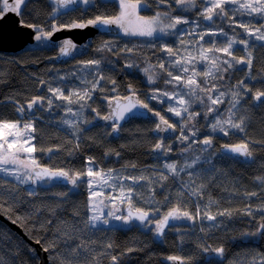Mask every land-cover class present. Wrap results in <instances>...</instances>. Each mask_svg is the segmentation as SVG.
Returning <instances> with one entry per match:
<instances>
[{"label":"trees","instance_id":"16d2710c","mask_svg":"<svg viewBox=\"0 0 264 264\" xmlns=\"http://www.w3.org/2000/svg\"><path fill=\"white\" fill-rule=\"evenodd\" d=\"M94 1L93 5L85 9L67 10L56 18L50 15L54 8L50 0H26V4L22 7V16L19 18L28 24H36L48 30L53 22L57 24L70 23L74 20L86 22L87 19L95 18L97 15L111 17L119 14L115 2ZM131 1L137 2V0ZM138 2L141 9H138L137 14L142 17H153L157 12L167 11L172 16L180 15L189 21L198 20L202 27L208 23L199 16L202 10L201 0H196L197 7L189 8L187 11L177 8L175 0H169L170 7L160 3V0H138ZM234 18L242 22L251 19L238 13ZM257 23L264 21L257 20ZM221 24L229 34L238 32L247 38L242 29L229 27L226 20L221 21L217 18L216 24L212 27ZM177 28L191 31L190 26L185 24L178 25ZM172 31L174 30L170 31L171 39L165 36L159 39H143L106 38L97 35L92 40L91 48L80 59L63 66L49 67L50 69L47 61L53 53L44 49L27 50L16 56L0 55V119L16 120L19 117L16 111L17 105L25 106L29 100L37 96L41 81H46L41 91L43 96H51L48 91L49 84L62 88L65 95L75 89L90 88V82L98 76L95 73L89 75L92 68L84 67L83 62L92 59L101 61L105 76L101 81L104 90L93 92V99H99L104 94L110 96V86L115 88L119 95L130 94V87L136 92L141 89V77L144 75L145 66H151L152 70L159 68L160 59L157 54H167L162 47H172V44H175L178 49L184 50L181 40H184L186 35L183 33L176 35ZM209 39L210 37L207 36L205 41ZM214 39L222 40L223 37ZM196 40L197 37L190 36L188 41ZM254 43L256 46L252 49L253 64L250 72L246 65H236L235 69L223 73L225 77L223 80L212 81L219 86L220 91L226 93L224 103L218 106L223 118L227 117V109L232 100L231 93L237 90L234 88L237 84L236 76L244 80L250 89L246 93L243 89H239L243 99L234 110L235 119L241 116L245 118V130L243 132L230 130L234 138L239 134L240 143L249 142L252 156L251 161L247 163H235L228 159L200 158L191 168H186L176 176L169 175L161 186L159 173L161 170L167 171L163 168L166 162L155 164L149 160L150 149L156 142L151 122L132 120L120 128L117 139H110L104 127L92 126L87 122L93 121L97 116L91 110L92 100L89 101L90 107L83 109L82 117H74L70 114L66 116L65 107L69 106L66 101L55 99L54 107L45 110L47 108L45 104L43 111L36 114L39 119L34 121L37 138L33 143L41 149L34 155L40 165L54 169L84 170L88 158L92 157L96 167L104 171L113 170L120 175L138 177L142 175L144 181L151 177L155 179L154 186L146 188L144 196L135 197V207L151 211L155 209L150 206L151 201L156 208H160V213L157 214L159 216L166 214L178 200L187 204L188 210L193 213L196 211V204L199 203L202 209L207 207L211 214L216 216L214 221H209L206 217L197 219L195 223L184 219L180 225L174 223L168 228L159 243L153 237L155 226L152 224L148 229L145 227L147 225L143 227L136 223L125 227L120 224L111 227H89L86 223L89 215L87 211L89 193L85 183L72 189L52 183L42 187L36 186L35 195L29 196L27 191L31 187L19 186L2 176H0V204L6 208L10 207L11 212L0 209V215L10 222L19 215L22 221L14 224L21 228L27 240L33 243L40 240L41 243L38 245L42 250L44 246L55 243V251L51 254L46 252L47 264H62V257L66 258L63 264H67L68 261L72 264H113L112 256L117 257L116 264H167L169 256L181 257L183 264H251L253 257L257 260L264 257V235H251L256 232L259 223L264 222L260 220L262 213L257 211L264 207V182H262L264 102H261L258 108H252L254 90L264 91V48L259 47L261 42ZM234 47L241 49L236 51L237 57L244 55L242 45L237 44ZM98 49L103 50L98 51ZM125 49L133 51L128 52ZM189 51H195L191 45ZM126 64H133L134 67H128L127 71L122 67ZM253 74L258 81L255 85L250 82L251 79H246V76L252 77ZM60 77L65 79L62 80ZM197 79L203 80L204 77L201 75ZM113 80L116 82L115 85L111 83ZM167 86H169L167 90L172 91V86ZM199 95L204 96L205 93ZM196 106L201 114L197 116L195 123L199 129L198 133L204 134L199 122L204 120L205 123L203 116L205 108L199 101ZM71 107L73 110H79L76 104ZM96 109L99 111L100 107L97 106ZM65 118L76 124L79 129L76 134H74L75 129L62 123ZM218 133L221 132L214 134L218 136ZM223 138L227 136L223 135ZM49 148L52 149L51 152L47 151ZM190 152L194 153V150L187 153ZM196 157L197 154L194 153L186 160L179 158L175 164L180 168L186 163L192 164ZM133 164L136 167H132ZM5 181L7 183H4ZM185 184L190 189L203 185L202 198L187 194L178 197V190L187 192L183 189ZM144 188L143 184L141 191ZM150 190L154 192L152 197L146 196ZM253 192L256 195H249ZM61 193L67 195L62 196ZM165 196H169L170 200L166 202ZM210 201L215 203L210 204ZM225 209L231 211V216L217 215L218 211ZM248 209L252 211V215L244 214ZM9 216L11 219L8 218ZM0 228L4 229V232L0 233V264L39 263L34 248L26 240L8 228L4 222L0 221ZM108 244L112 247H106ZM77 245L81 247L78 249V255H74L71 249ZM218 247L224 248L223 257L217 256L212 250ZM178 264L181 262L179 261Z\"/></svg>","mask_w":264,"mask_h":264},{"label":"snow or ice","instance_id":"6c2138e0","mask_svg":"<svg viewBox=\"0 0 264 264\" xmlns=\"http://www.w3.org/2000/svg\"><path fill=\"white\" fill-rule=\"evenodd\" d=\"M94 0H50V3L56 5L51 12L52 17L58 18L60 9H67L69 6L78 4L89 5ZM160 3L169 5V0H160ZM26 4V0H0V21L4 20V17L12 12L18 17L22 16V6ZM175 5L183 11H187L189 8L197 7L196 0H175ZM120 12L115 16H101L97 15L95 18H89L87 21L74 20L70 23L57 24L53 22L51 28L45 30L44 27L36 24H28L23 19L17 21L21 28H31L35 34L34 38L37 42L49 41L51 37L60 31H71L73 29H84L89 26H109L115 25L120 28L125 35L132 36H153L154 33H161L169 35L171 30H174L176 35L183 33L188 36H195L197 40L195 42L181 40V45L185 56L180 49H174L172 47L165 46L163 51L167 53L170 58L168 61H160L159 68L162 72H166L169 79H166L164 83L172 86V91L167 89H153L152 95L149 99L162 102L161 98L166 97L168 101L172 102L168 104L167 111L174 116L180 118V123L177 125L175 122H170L169 119L161 115L159 111H154L149 107L147 102L141 101L136 98L135 91L130 87L129 91L132 95L124 97L126 103H115L109 99L110 111L106 115H101L96 108H92L93 112H96L97 117L106 122H111L112 133H116L120 130L121 121H124L130 117L136 115H142L134 109H147L148 112H152L159 120L156 123L154 131L165 132L172 130L173 132L179 131L180 135L178 139L181 143L185 144L183 151H188L192 144L201 143L204 145L202 151L212 147L213 140L211 136H205L203 140L190 139L196 137L199 131L197 124L195 123L197 116L201 113L193 111L192 102L198 100L199 103L204 106L205 111L203 113L204 119L208 121L206 127H209L211 132H221L223 135L228 136L231 129H236L241 132L245 130V118L243 116L239 119H235L237 106L240 100L243 99L242 93L239 89H243L246 93L250 89L245 84L244 80H240L234 86L235 91H232V100L230 101V107L227 109V117L223 118L220 115L219 105L224 103L225 92L220 91L219 86L212 81L223 80L225 77L223 73L228 72L230 69H235L236 65H246L249 72L253 64L252 49L256 46L255 41L261 42L259 47L264 48V23H257V20L264 21V0H201V11L199 16L207 21V25L201 26L198 20L189 21L187 18L180 15L172 16L170 12H157V14L151 18H145L137 15L138 0L137 3H131L130 0H119ZM248 16L247 22L235 20V15ZM67 14V13H65ZM221 21H227L229 27L240 28L243 30V34H246L247 38H244L241 33L229 34L225 31L224 27L217 25L215 28L212 25L216 24V19ZM189 25L191 31L184 29H178V25ZM200 29V31H197ZM205 36H209L210 39L205 41ZM215 37H223L222 40L214 39ZM203 42V43H201ZM243 46L244 55L237 57L235 55L237 49L235 45ZM189 45L195 50L196 54L189 51ZM208 45V46H205ZM76 45L70 38H65L60 46V55L68 56L72 49H75ZM103 49H98L102 51ZM125 51L131 52L132 49H125ZM175 59H171V58ZM197 63L205 64V69L197 70ZM84 67L92 68V72L89 75L95 73L98 78H94L90 83V88H84L83 90L75 89L65 95L64 90L59 87H53L48 85V91L51 96L37 95L34 96L24 105H17L16 111L19 113V117L16 120L0 119V174L4 176L14 177L20 184L36 185L37 182L62 180L67 184L72 185L73 188L86 183L88 188V202L87 211L90 215L86 219V223L91 228H96L97 224L107 225L109 223L108 218L115 220H122L127 224L130 220H138L142 225L155 224V235L161 236L164 233L166 227L169 226L170 221H176L186 219L195 223L197 219L206 217L209 221H214L216 216L211 214L207 207L202 209L199 203L196 204V211L193 213L188 210L187 204H184L182 200H178L176 205L171 207L166 214L157 216L160 213V208L157 207L151 211L144 210L134 206L135 198V185L143 180L144 177L132 176V175H120L113 170L104 171L99 169L95 165L94 158L89 157L84 170L72 171L71 169L63 168H49L42 166L38 163L35 152L40 151L36 144L33 143L36 140L37 128L34 123L39 119L35 115L36 112L44 108L45 104L50 110L54 107L55 100L66 101L68 107H65L66 116L70 114L74 117H82L83 109L90 107L89 101L93 99L92 93L100 90L103 91L101 81L105 79L103 75V69L101 68V61L99 59H92L83 62ZM126 67H134L133 64H126ZM176 69L173 72L171 69ZM242 70V69H237ZM147 75L149 84L156 82V73L151 72L148 68L143 70ZM75 75V73H73ZM203 76V80H198L199 76ZM65 79V77H60ZM246 79H251L250 76H246ZM44 84L45 81H41ZM115 85V81H111ZM182 86V87H181ZM186 89V91H184ZM115 91V88H113ZM199 93H205L204 96H200ZM75 98V99H74ZM257 102H264V91H256L252 97ZM119 101V97L116 98ZM76 104L78 111L73 110L71 105ZM216 106V107H213ZM29 115L25 116V113ZM26 121V122H25ZM92 123L91 120L87 121ZM62 123L79 131L76 124L70 119H63ZM170 138V137H169ZM77 147L79 145L77 144ZM225 150L229 153H235L246 158L252 156V150L250 149L249 142H243L235 145H225ZM51 152L52 149H47ZM152 151L157 154V159L160 155H167L173 151L171 145H166L163 139L153 145ZM107 155V153H106ZM119 155V153H117ZM199 157L193 161L192 164H185L183 167L178 168L175 163H165L163 168L167 171L161 170L160 183L163 186V181H166L169 175L176 176L179 172L185 171L186 168H191L194 163L199 161ZM136 167V165H131ZM191 175V174H189ZM84 177H87L85 180ZM125 181H131V183H125ZM151 182V181H150ZM264 182V179H262ZM4 183H7L5 181ZM203 185L197 188L190 189L187 184L183 185L185 191L178 190L177 196L183 197L185 194L188 196H196L202 198L201 189ZM106 189H111V192H106ZM29 196L35 195L33 190H28ZM61 195H67V193H61ZM249 195H256L255 192ZM164 200L167 202L170 200L169 196H165ZM215 203L214 201H210ZM126 204L128 207L127 215H117L122 211L119 205ZM108 209L105 212V209ZM0 209L4 212H11L10 207H5L0 204ZM262 213L260 220L264 221V207L257 209ZM230 210L218 211L217 215L231 216ZM245 215H252L250 209L244 211ZM152 217H157L155 220ZM11 219V217H8ZM22 218L17 215L12 223L21 222ZM214 226V225H213ZM203 231V229H202ZM4 232L3 228H0V233ZM251 235H264V222L259 223L256 232ZM37 244L41 241L37 240ZM80 245L71 249L74 255H78V249ZM106 247H112L111 244ZM56 249L55 243L44 246L43 250L48 253L54 252ZM208 250L207 248L205 249ZM217 256L223 257L224 248L218 247L212 249ZM132 251V249H129ZM169 261H180L183 264L181 257L169 256ZM66 260L65 257L61 258L62 264ZM113 264H116L117 257L112 256ZM67 264H72L68 261ZM251 264H264V257H260L257 260L253 257Z\"/></svg>","mask_w":264,"mask_h":264},{"label":"flooded vegetation","instance_id":"af4514ba","mask_svg":"<svg viewBox=\"0 0 264 264\" xmlns=\"http://www.w3.org/2000/svg\"><path fill=\"white\" fill-rule=\"evenodd\" d=\"M95 2V1H94ZM94 2L92 4H89V5H84V4H80L78 8H74L72 6H69L67 9H60L59 10V14L64 12V11H67V10H73V9H85L91 5L94 4ZM54 5V4H53ZM56 7V5H54V8ZM188 31V30H187ZM174 33V31H172ZM166 38H169L171 39L172 37L169 35H164ZM163 36V37H164ZM121 37H125V38H139V37H136V36H132V35H125L123 33V31L118 28V34L117 35H114L113 37H106V38H121ZM189 37L188 35H186L185 37V41H188L189 40ZM152 39H159V38H152ZM46 41H42V42H37L36 41V44L35 46H33L32 48L29 47L27 50H36V49H44V50H47L49 52H52L53 54L49 57L47 63H48V68L49 67H53V66H63L65 65L66 63H69V62H72L74 61L75 59H80V57H82L88 50L90 47H88V49L84 52V53H81V50H80V47H79V50H75L74 51V58L73 60L71 61H67L65 63H63L62 65H54V64H50V62L52 61V59H54L57 55H58V52L60 50V47L58 48H55V49H48L50 48L49 46L47 47V45L45 44ZM160 46H162V44H159ZM164 48V47H162ZM161 48V49H162ZM172 48L174 49H178V47L175 45V44H172ZM182 53L187 56V53L184 52V50H181ZM158 55V58L160 59V61H167L169 60L170 58L168 57L167 54H162V53H159L157 54ZM171 59H175L174 57L171 58ZM122 67H125V69L128 71V67H126V65L122 66ZM145 68H148L151 72H154L156 73V82L154 84H149L148 83V80H147V75L145 74L144 72V75L143 77H141V89L137 90L135 93H136V98H138L139 100L141 101H144V102H147L149 104V107L152 108L154 111H159L161 113V115L165 116V118L169 119L170 122H175L177 125H179L180 121H177L175 119H173L170 115V112L167 111V102L162 100V102H158L157 100H152V99H149V97L152 95V92H153V89H167L169 86H167L164 81L166 79H169V77L167 76V73L166 72H162L160 68H155L154 70H152L151 66H145ZM144 68V69H145ZM50 69V68H49ZM173 72H176V69H171ZM240 81V78L236 76V83ZM254 85L256 84L257 81V78L255 76V74L252 75L251 77V81ZM46 83V81H45ZM44 84H41L39 83V89L37 91V95H41L43 91V88H44ZM252 85V84H251ZM182 87V86H181ZM184 91H186V89H184ZM240 91V90H239ZM254 92H256L254 90ZM253 92V93H254ZM110 96L108 94H104L103 97H100L99 99L97 98H94L92 99V103H91V107L92 108H96L97 106L100 107V110H99V113L102 115L103 112L104 114L103 115H106V112H107V106H106V102L109 100V99H113V98H116V97H120V98H124L126 97L127 95L129 94H123V95H119L117 94L116 91H113V88L112 86H110ZM132 94V93H130ZM112 95V96H111ZM253 100V106L252 108L253 109H256L258 108V106L261 104V102H257L255 101L254 99ZM26 107V105H25ZM44 108L40 109V111H43ZM105 111H104V110ZM40 111L36 112V114H38ZM101 111H103L101 113ZM198 112V111H197ZM92 113H96V112H93ZM29 115L27 112L25 113V116ZM99 117L95 116V119L93 120L95 122V120H98ZM93 121L91 123L92 126H101V127H104L106 130L105 131H108V136L110 139L111 138V132H112V129H111V126H103V125H99V124H93ZM144 121V120H143ZM148 122H151L153 124V135L156 139V142H160L161 139H163V142L166 144V145H171L172 146V149L173 151L169 152L167 155H160L161 157H159V159H157V154L154 153L151 150L150 152V161H153L155 164L157 163H164V162H167V163H177L179 161V158H182L183 160H186L187 158H190L189 157V151H193L194 150V153L196 154H200L202 156V158H209V159H212V158H218V159H228V160H231V161H234L235 163H238V162H242V163H247L249 161H251V157L247 160V161H241L240 159L238 158H233L229 155H226V154H222L220 149L222 147H224L225 145H235V144H239L240 141L238 140V137H239V134H236V138H234V136L232 135L233 133L230 132V134L227 136V138H223V134L222 133H218V136L214 133L211 132L210 128L209 127H206V125L208 124V121L205 120V123H204V120H201L199 122V126L200 128L204 131V134H197L196 137H192L190 139H199V140H203L205 138V136H211L212 137V140H213V144H212V147L207 149L206 151H202V149L204 148V145H202L201 143H195V144H192L191 147L189 148L188 151H183V149L185 148V144L181 143L180 140L178 139L180 133L179 131L177 130L176 132H173L170 136H160V134L156 131H154L155 129V125H156V122H153V121H150V120H147ZM207 122V123H206ZM119 137V135L114 138V139H117ZM170 137V138H169ZM229 139V140H227ZM217 140H219V142H217ZM194 153H192V155H194ZM38 161V160H37ZM39 163V162H38ZM86 180V178H84ZM56 184L52 181H45V182H38L37 183V186H46V185H49V184ZM58 186H61L59 184H56ZM85 185L87 186V184L85 183ZM36 187V186H34ZM64 187V186H62ZM65 188H69V187H65ZM73 188V187H72ZM71 188V189H72ZM88 189V188H87ZM124 206V205H123ZM1 216V215H0ZM153 220H155L156 218L152 217ZM2 222V221H1ZM174 223H176L175 221H173ZM136 223V222H134ZM173 223V224H174ZM122 224V223H121ZM131 224V222H130ZM138 226H145L146 224L142 225L140 222L136 223ZM155 229V227H154Z\"/></svg>","mask_w":264,"mask_h":264},{"label":"water","instance_id":"95a60500","mask_svg":"<svg viewBox=\"0 0 264 264\" xmlns=\"http://www.w3.org/2000/svg\"><path fill=\"white\" fill-rule=\"evenodd\" d=\"M80 4L78 5H74L72 7L74 8H78ZM20 20V18L15 15L12 12H9L5 17L3 21H0V55H4V56H16L17 54H21L25 51H27V49L29 47H33L36 44V40L34 38L35 34L33 33L31 28H21L19 26V24L17 23V21ZM118 34V27H116L115 25H109V26H96V27H92L89 26L87 28L84 29H73L71 31H60V32H56L49 41H46L45 44L47 45V47L49 46L50 48L48 49H55L58 48L62 45V42L65 38H70L72 40V42L76 45L75 49L71 50L70 55L68 56H61L60 55V50L58 52V55L52 59V61L50 62V64H54V65H62L63 63L67 62V61H71L74 58V51L75 50H81V53H84L88 47L92 46V40L94 38V36H104V37H113L114 35ZM132 94H129L127 96H130ZM126 96V97H127ZM137 97V96H136ZM117 98V97H116ZM116 98L111 99L113 104L119 102V103H126L127 101L124 100V98H120L119 97V101H117ZM138 99V98H137ZM106 106H107V112L106 114H108V112L110 111L109 108V100L106 102ZM134 111H138L139 113H142V115H136L134 117H130L124 121H121V127L125 126L127 123H129L132 120H150L156 123H159V120L156 116L153 115L152 112H148L147 109H134ZM93 124H99V125H103V126H110L111 122H106L102 119H98L95 120V122L93 121ZM120 127V128H121ZM160 134V136H170L173 131L172 130H167L165 132H157V134ZM119 135V131L116 133H112L111 132V138L114 139ZM222 154H226L229 155L233 158H238L241 161H247L249 158H246L244 156H240L238 154L235 153H229L225 150V147H222L220 149ZM52 182L59 184L61 186L64 187H69L72 188V185L67 184L65 181L62 180H53ZM127 211H128V207L125 204L122 207V211L121 214L122 215H127ZM0 221L4 222V224L10 228L12 231H15L16 234H18L19 236H21L24 240H26V242L32 246L38 256V260L39 263L38 264H47V256H46V252L44 250H42V248L36 244L33 243L30 240H27L26 236L23 234L21 228H19V226H17L16 224L5 220L4 217L0 216ZM131 223H138V220H130L129 223L125 224L122 222V224H120L122 227L127 226L128 224ZM173 221H170V224L168 227L165 228L164 232L170 228L173 225ZM153 237L155 239V241L157 242H161L162 240V236H157L155 235V232L153 233ZM164 234V233H163ZM179 261H169L167 260V264H178Z\"/></svg>","mask_w":264,"mask_h":264},{"label":"rangeland","instance_id":"374dc122","mask_svg":"<svg viewBox=\"0 0 264 264\" xmlns=\"http://www.w3.org/2000/svg\"><path fill=\"white\" fill-rule=\"evenodd\" d=\"M100 1H112V2H115L117 5H118V8H119V12H120V7H119V0H100ZM130 2L131 3H137L136 1H131L130 0ZM23 7V6H22ZM177 7V6H176ZM178 8V7H177ZM138 9H141V6H140V4H139V2H138V8H137V13H138ZM137 15H139V14H137ZM140 16V15H139ZM142 17V16H141ZM145 18H151V17H145ZM203 19V18H202ZM204 22H207V21H204ZM161 36H164V34H161V33H159V32H157V33H154L153 34V36H151V37H148V36H136V37H139V38H143V39H152V38H160ZM207 36H205V38H206ZM204 38V39H205ZM201 43H203V42H201ZM193 52V54H196L195 53V51H192ZM205 64H203V63H197V65H196V68H197V70L198 71H200V70H202V69H205ZM161 100H164V101H166L167 102V106L166 107H168V104L169 103H172V102H170V101H168L167 100V98L166 97H163V98H161ZM196 105H198V100H193V102H192V109L191 110H193V111H197V106ZM170 115H171V117L173 118V119H175V120H177V121H180V118L179 117H176V116H174L172 113H170ZM26 122V121H25ZM207 123V122H206ZM213 133V132H212ZM190 156H192V153L190 152L189 153V157ZM161 157V156H160ZM197 157H199V158H202V156H200V154L198 153L197 154ZM196 157V158H197ZM0 176H2L3 178H6V179H8V180H10V181H12L13 183H15V184H17V185H19V186H24V187H31L30 188V190H33V191H35V189H36V187H34V186H37V184L36 185H32L31 183H28V184H20L14 177H9V176H4L3 174H0ZM84 178H86L87 179V177H84ZM151 181V182H150ZM154 182H155V179L153 178V177H151V178H149L148 180H141V181H139V183L138 184H136L135 185V197H137V198H139L140 196L142 197V196H144V194H145V190H146V188H148V187H153L154 186ZM38 183V182H37ZM125 183H131V181H125ZM143 184L145 185V188H144V190L143 191H141V189H142V186H143ZM112 190L111 189H106V192H111ZM139 191H141V193L139 192ZM28 192V191H27ZM23 193V192H22ZM146 196H150V197H152V196H154V192H153V190H150L147 194H146ZM135 199V198H134ZM125 205V204H124ZM120 207H121V209H122V207H123V205H119ZM150 206H152V207H154V208H156V205L155 204H153V202H151L150 201ZM105 212H107L108 211V209L106 208L105 210H104ZM89 215H90V213H89ZM88 215V216H89ZM117 215H122L121 214V212L120 213H117ZM109 219V223L107 224V225H103V224H97V227L96 228H98V226L99 227H111V226H116V225H119V224H121L123 221L122 220H115V219H112V218H108ZM184 219H181V220H176L175 222L177 223V224H181L182 223V221H183ZM147 226H145L147 229L151 226L150 224H146ZM153 226H155V224L153 223L152 224ZM257 236V235H256ZM255 236V237H256ZM254 237V238H255Z\"/></svg>","mask_w":264,"mask_h":264}]
</instances>
